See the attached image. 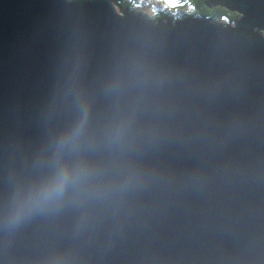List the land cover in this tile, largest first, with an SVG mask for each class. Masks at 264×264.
Wrapping results in <instances>:
<instances>
[{
  "label": "water",
  "instance_id": "1",
  "mask_svg": "<svg viewBox=\"0 0 264 264\" xmlns=\"http://www.w3.org/2000/svg\"><path fill=\"white\" fill-rule=\"evenodd\" d=\"M203 3L0 0V264H264V0Z\"/></svg>",
  "mask_w": 264,
  "mask_h": 264
},
{
  "label": "trees",
  "instance_id": "2",
  "mask_svg": "<svg viewBox=\"0 0 264 264\" xmlns=\"http://www.w3.org/2000/svg\"><path fill=\"white\" fill-rule=\"evenodd\" d=\"M177 2H183L187 4V10L183 12H177L174 14L167 13L161 9L154 12L152 17H147L149 21L155 20L168 21L170 23L176 21H187L192 19H209L210 21L220 22L222 24L230 22L237 16L234 11H229L226 8L219 5H211L207 7L203 1L206 0H175ZM114 7L118 11L126 10L130 11L131 0H111ZM145 18V16H144ZM264 32V31H263Z\"/></svg>",
  "mask_w": 264,
  "mask_h": 264
},
{
  "label": "rangeland",
  "instance_id": "3",
  "mask_svg": "<svg viewBox=\"0 0 264 264\" xmlns=\"http://www.w3.org/2000/svg\"><path fill=\"white\" fill-rule=\"evenodd\" d=\"M130 5V12L145 21H149V19L146 18L152 17L154 12L158 9L170 14H174L177 12L186 11L188 6L183 2H177L175 0H131Z\"/></svg>",
  "mask_w": 264,
  "mask_h": 264
}]
</instances>
